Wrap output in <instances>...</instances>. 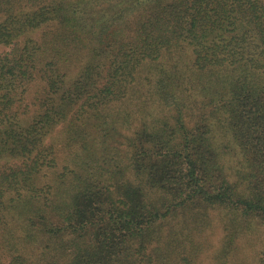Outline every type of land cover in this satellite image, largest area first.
Here are the masks:
<instances>
[{"label": "trees", "instance_id": "1", "mask_svg": "<svg viewBox=\"0 0 264 264\" xmlns=\"http://www.w3.org/2000/svg\"><path fill=\"white\" fill-rule=\"evenodd\" d=\"M0 264H264V0H0Z\"/></svg>", "mask_w": 264, "mask_h": 264}, {"label": "rangeland", "instance_id": "2", "mask_svg": "<svg viewBox=\"0 0 264 264\" xmlns=\"http://www.w3.org/2000/svg\"><path fill=\"white\" fill-rule=\"evenodd\" d=\"M6 50H8L7 47L0 45V52L6 51Z\"/></svg>", "mask_w": 264, "mask_h": 264}]
</instances>
